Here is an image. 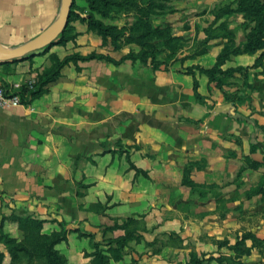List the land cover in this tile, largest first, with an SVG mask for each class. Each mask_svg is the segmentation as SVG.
<instances>
[{
    "label": "crops",
    "instance_id": "obj_1",
    "mask_svg": "<svg viewBox=\"0 0 264 264\" xmlns=\"http://www.w3.org/2000/svg\"><path fill=\"white\" fill-rule=\"evenodd\" d=\"M60 9L61 0H0V45L14 49L32 40L57 20ZM96 40L84 33L44 56L0 63V84L14 92L16 85L35 82L52 65L51 54L64 59L95 52L121 59ZM208 56L189 66L212 68L217 55ZM186 67L70 62L30 104L0 107V235L22 239L12 215L45 220L47 233L65 221L68 240L57 249L69 264H91L92 243L77 229L97 227L94 218L112 212L148 210L154 196L172 186L170 165L215 156L223 144L218 136L236 133L238 125H227L232 109L209 78ZM196 81L205 103L195 97ZM127 155L147 177L130 168ZM92 204L105 211L89 210ZM0 249L9 264L1 242Z\"/></svg>",
    "mask_w": 264,
    "mask_h": 264
},
{
    "label": "rangeland",
    "instance_id": "obj_2",
    "mask_svg": "<svg viewBox=\"0 0 264 264\" xmlns=\"http://www.w3.org/2000/svg\"><path fill=\"white\" fill-rule=\"evenodd\" d=\"M132 1L137 5L132 9L114 7L107 17L96 14L114 27L115 44L109 38L103 45L77 19L70 23L69 34L76 39L67 44L90 34L121 59L130 56L140 62L154 55L161 64H153L154 69L187 63V71L195 69L206 75L204 67L189 66L193 60L214 53L217 62L225 50L244 51L255 28L252 18L234 12L238 0ZM76 4L93 12L85 0H76ZM255 49L226 55L221 70L230 72L219 75L215 82L209 80L232 109L233 118L227 125H238L236 133L218 136V144L223 143L218 153L209 159L170 165L172 186L164 194L158 192L148 210L112 212L94 218L97 227L77 229L91 233L87 235H91L92 247L99 242L107 249L105 241L125 234L109 227L136 220L137 238L123 248L120 261L110 264H190L192 254L204 259L202 264H264V68L256 65L264 63V48ZM38 53L31 56H40ZM198 87L196 81L195 97L205 103ZM60 223L66 224L59 222L57 230Z\"/></svg>",
    "mask_w": 264,
    "mask_h": 264
},
{
    "label": "trees",
    "instance_id": "obj_3",
    "mask_svg": "<svg viewBox=\"0 0 264 264\" xmlns=\"http://www.w3.org/2000/svg\"><path fill=\"white\" fill-rule=\"evenodd\" d=\"M90 9L93 12H85L84 9L77 7L76 1L72 9L70 23L77 19L82 24L87 26V31L91 33H96L102 40L103 45L108 43V39L111 38L113 44H115V35L112 33L113 26L106 25L101 19L96 17L99 14L102 17L110 16L111 9L114 7H121L126 9H132L136 7V3L132 0H85ZM238 7L234 10L235 13L243 14L246 18H252L255 21V28L252 33L248 35L249 43L244 47V51L239 48L231 51H223L217 59L216 64L211 69H205L203 72L208 75L210 82H215L219 80L217 77L219 75H224L230 71H222L221 65L224 64V57L229 53L233 54H247L253 53L255 48H264V0H238ZM68 25L65 33L55 42L54 45H66L72 40L76 39V36L71 37L70 31L72 27ZM262 36V38H261ZM49 52V48L39 52V55H45ZM152 56V55H151ZM32 56L26 59H32ZM50 59L52 65L45 69L35 82L29 84H23L21 88L16 92L20 96L22 104H30L35 99L39 98L48 91V85L55 80H57L61 75V70L68 65L70 62L77 64L78 61H91L99 60L112 63L114 65H120L126 60L138 61L131 59L130 56L123 57L120 60H115L114 58L103 55L92 53L87 56L81 54H73L66 56L64 59H60L57 55L51 54ZM150 60V61H149ZM154 55L149 58H144L140 61L143 64L150 62L152 65H161L157 60L155 61ZM18 61H14L17 63ZM11 62L4 63V66L10 65ZM262 66L264 68V63H258L257 66ZM232 71V70H231ZM127 161L130 163V168L136 171L137 175L143 174L148 176L146 172L137 168L134 163H132L131 158L127 155ZM101 207L102 212L105 208L101 204L91 206L89 210L94 211L96 208ZM11 220L16 222L19 231L22 233V239L18 240L16 238L10 237L1 231L0 242L5 246L7 253L10 256L9 264H69L67 258L57 249V246L63 242H67L68 230L65 228L63 223H60V229L55 230L51 233H45L44 225L45 220L33 218L31 216H17L12 215ZM137 224L134 219H127L122 221L121 224L115 223L108 230H124L125 234L117 238L108 239L105 241L108 245L107 249L103 246L104 243L96 242L93 245L94 251L88 254L91 257V264H110L111 260L120 261L123 258L122 250L128 243L136 239L135 235V225ZM80 236H88L85 233H80ZM6 254L0 249V264H5ZM202 258L197 254L191 255L190 264H202Z\"/></svg>",
    "mask_w": 264,
    "mask_h": 264
},
{
    "label": "water",
    "instance_id": "obj_4",
    "mask_svg": "<svg viewBox=\"0 0 264 264\" xmlns=\"http://www.w3.org/2000/svg\"><path fill=\"white\" fill-rule=\"evenodd\" d=\"M75 1L61 0V9L57 20L32 40L14 49H6L0 45V63L22 60L52 47L68 28Z\"/></svg>",
    "mask_w": 264,
    "mask_h": 264
},
{
    "label": "built area",
    "instance_id": "obj_5",
    "mask_svg": "<svg viewBox=\"0 0 264 264\" xmlns=\"http://www.w3.org/2000/svg\"><path fill=\"white\" fill-rule=\"evenodd\" d=\"M21 88V85L15 86V91L11 92L8 88L0 84V107L2 106H21V98L16 92Z\"/></svg>",
    "mask_w": 264,
    "mask_h": 264
}]
</instances>
